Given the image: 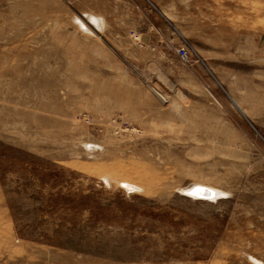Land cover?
Instances as JSON below:
<instances>
[{
    "label": "rangeland",
    "instance_id": "obj_1",
    "mask_svg": "<svg viewBox=\"0 0 264 264\" xmlns=\"http://www.w3.org/2000/svg\"><path fill=\"white\" fill-rule=\"evenodd\" d=\"M0 264H264V0H0Z\"/></svg>",
    "mask_w": 264,
    "mask_h": 264
},
{
    "label": "bare ground",
    "instance_id": "obj_2",
    "mask_svg": "<svg viewBox=\"0 0 264 264\" xmlns=\"http://www.w3.org/2000/svg\"><path fill=\"white\" fill-rule=\"evenodd\" d=\"M94 19H96V18H94ZM93 19V20H94ZM98 20H100V19H98ZM77 21H79V23L81 24V27L83 26V28H87L86 26H85V24L80 20V19H77ZM100 23V22H99ZM104 24V23H103ZM155 90V89H154ZM131 187V186H130ZM207 189V190H209V191H212L213 193H214V195H215V193H218L219 191H217V190H215L213 187H211V186H206V185H204V184H200L199 183V185H193V186H191L190 187V190L195 194V195H197V194H204V195H206V193H208V192H203L204 191V189ZM212 194V193H211ZM202 198H204V197H202Z\"/></svg>",
    "mask_w": 264,
    "mask_h": 264
},
{
    "label": "built area",
    "instance_id": "obj_3",
    "mask_svg": "<svg viewBox=\"0 0 264 264\" xmlns=\"http://www.w3.org/2000/svg\"><path fill=\"white\" fill-rule=\"evenodd\" d=\"M176 52L179 53L178 55L180 56V58L182 60H187L188 59V52H187V49L185 47L177 48Z\"/></svg>",
    "mask_w": 264,
    "mask_h": 264
},
{
    "label": "water",
    "instance_id": "obj_4",
    "mask_svg": "<svg viewBox=\"0 0 264 264\" xmlns=\"http://www.w3.org/2000/svg\"><path fill=\"white\" fill-rule=\"evenodd\" d=\"M188 192H190L192 195H195L191 190H188ZM203 192H208V193H206V195H204V194H197L196 196H200V197H204V198H208V197H213L214 196V193L212 191L207 190L206 188L204 189Z\"/></svg>",
    "mask_w": 264,
    "mask_h": 264
}]
</instances>
